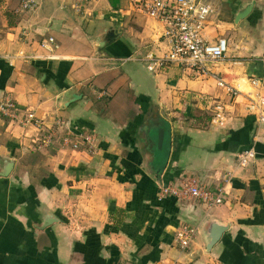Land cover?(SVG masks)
I'll list each match as a JSON object with an SVG mask.
<instances>
[{
	"label": "crops",
	"instance_id": "1",
	"mask_svg": "<svg viewBox=\"0 0 264 264\" xmlns=\"http://www.w3.org/2000/svg\"><path fill=\"white\" fill-rule=\"evenodd\" d=\"M24 1L0 0V103L13 98L44 127L0 114V264H264V123L249 107L264 98V0H204L215 10L205 39L229 44L207 75L149 71L148 56L166 57L170 43L132 0H95L83 16L75 0L21 13ZM48 37L58 58H36ZM57 120L92 134L93 152L59 139L40 148ZM251 148L256 163L239 169ZM188 179L225 187L226 203L162 194ZM213 223L227 230L209 250ZM184 228L197 229L186 251Z\"/></svg>",
	"mask_w": 264,
	"mask_h": 264
},
{
	"label": "built area",
	"instance_id": "2",
	"mask_svg": "<svg viewBox=\"0 0 264 264\" xmlns=\"http://www.w3.org/2000/svg\"><path fill=\"white\" fill-rule=\"evenodd\" d=\"M95 0H75V11L78 16L87 14L89 6ZM134 4L149 18L162 23L166 28V37L170 43V51L164 58L148 56V70L157 72L167 65H179L182 67L197 70L202 75L209 72V64L223 60L229 50L226 39H219L217 42H209L204 37L206 24L215 15L212 5L204 0H132ZM36 0H25L20 12H34L37 10ZM40 47L45 56L36 58H58L56 52L59 48L54 37H48L41 41ZM23 55V54H22ZM252 86L258 88L262 85L260 80L251 81ZM219 86L234 96H239V90L228 86L220 80ZM251 95V94H250ZM250 109L258 112V121L264 123V98L257 95L255 98L249 96ZM0 114L12 122H18L23 127L35 126L43 128V121L37 117L35 112L29 111L24 114L23 109L11 97L0 103ZM23 114V116H22ZM22 118V119H21ZM57 129L50 130L40 140L39 147L50 148L56 141L63 143L74 150L93 152L96 148V139L92 134H75L67 123L57 120ZM257 153L251 148L238 157L239 169L249 168L257 161ZM164 195L181 196L191 200H197L207 209L222 206L226 203V188L219 187L212 189L208 186H201L198 182L188 179L180 189L165 188ZM197 236V229L184 228L177 232V243L181 250L191 248Z\"/></svg>",
	"mask_w": 264,
	"mask_h": 264
},
{
	"label": "water",
	"instance_id": "3",
	"mask_svg": "<svg viewBox=\"0 0 264 264\" xmlns=\"http://www.w3.org/2000/svg\"><path fill=\"white\" fill-rule=\"evenodd\" d=\"M251 13V9H248L246 12L241 13L237 16V21L239 22L240 20H242L243 18H246L249 16V14ZM109 34L105 37V40L100 42V48H104L106 46L107 43L113 42L114 39H116L117 37V32L110 30V32H108ZM12 168V164L10 163L8 166L7 171H9ZM227 229L223 226H220L216 223L211 224V226L209 227V238H210V243L208 245L209 250H211L216 244H218L222 238L223 233L226 231Z\"/></svg>",
	"mask_w": 264,
	"mask_h": 264
},
{
	"label": "trees",
	"instance_id": "4",
	"mask_svg": "<svg viewBox=\"0 0 264 264\" xmlns=\"http://www.w3.org/2000/svg\"><path fill=\"white\" fill-rule=\"evenodd\" d=\"M116 212H117L116 210H115V211L112 210V211H111V216H113ZM118 212L121 213V211H118Z\"/></svg>",
	"mask_w": 264,
	"mask_h": 264
}]
</instances>
